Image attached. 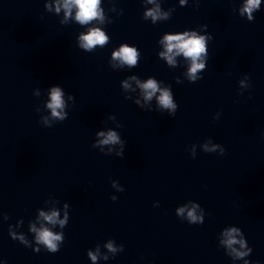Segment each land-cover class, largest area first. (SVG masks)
<instances>
[{"label":"water","instance_id":"95a60500","mask_svg":"<svg viewBox=\"0 0 264 264\" xmlns=\"http://www.w3.org/2000/svg\"><path fill=\"white\" fill-rule=\"evenodd\" d=\"M245 3L100 0L81 25L64 0H0V264H264V0L251 19ZM93 28L108 39L88 51ZM184 32L204 37L195 80L190 58L161 56ZM122 46L135 66L113 59ZM55 84L64 120L47 107ZM109 131L119 139L101 143ZM233 227L243 258L223 242Z\"/></svg>","mask_w":264,"mask_h":264},{"label":"clouds","instance_id":"9594fccd","mask_svg":"<svg viewBox=\"0 0 264 264\" xmlns=\"http://www.w3.org/2000/svg\"><path fill=\"white\" fill-rule=\"evenodd\" d=\"M151 2V0H149ZM183 3V0H182ZM99 4L100 0H64L63 7L67 10L66 16L71 14V9L75 6L77 9L75 19L76 21L81 25H86L90 21H93L97 17L101 16L100 10H99ZM260 5V0H246V3L244 5V8L241 10V14L244 12L248 13L249 19H251V13L254 9H258ZM59 6L57 7V11H59ZM159 15L158 7L157 9H149L145 16H151L153 20H155ZM108 37L104 34V32L99 28H93L90 29L87 33H84L80 36V46L88 51H91L94 49L96 45L103 46ZM162 43H165L166 52L161 53V56H166L168 59V62L170 64H174V56L178 54H183L184 57L190 58L192 61L191 67L189 69V75L191 76L192 80H195V73L199 69H203L205 65L199 61V58L202 53L206 52V46L204 43V37L199 36L197 37L195 33L193 32L192 36H188L187 32H184L183 34H168L164 36V39ZM175 50V51H174ZM171 54V55H169ZM113 59H118L121 61L122 64H127L129 66H135L137 63V52L133 47L130 46H122L119 51L113 53ZM127 87V83L125 84ZM142 89L146 92V98L150 99L152 94L157 91V83L155 80L149 79L147 82L140 85ZM151 90V91H148ZM63 95V88L59 84H55L51 86V93H50V100L47 104V107L51 109L52 116L58 117L61 120H64L66 118V114L62 115L58 109L63 108L64 102L62 99ZM159 102L164 107H171L175 108V105L173 104L171 95L164 91L162 92L161 96L159 97ZM100 135H103V133H100ZM119 137L114 131H109L107 136L101 143L108 144V143H115ZM219 145H212L209 147L208 145H205V151L211 152L215 151L216 147ZM221 152L225 154V150L221 148ZM113 200H116L115 197H112ZM196 207L193 206L192 208L187 210V218L189 220V223H196L198 220L203 223V218L200 216H197L196 214ZM187 206L180 207L177 210L178 215L184 216L185 210ZM42 216L45 217L47 221L50 223L55 224L57 222L58 212L53 211L51 214H45L41 213ZM61 226L65 224L64 220L60 221ZM33 230H36L33 228ZM37 231V240L43 244H45L48 248V250L52 253H55L58 251L55 241H58L61 239V237L57 234H54L52 231H50L48 228H42ZM240 229L238 228H231L224 232L225 240L223 241L229 248L232 249V251L235 253V256L238 258H243L247 253L244 251H240L238 249L233 248L234 244L239 243L241 248L245 247V243L243 239L237 240L236 235L234 233H238ZM107 247L109 250L115 252L116 249L113 247V244L111 242L108 243ZM250 252L251 249H248ZM88 255L91 257L92 261L97 260V255L93 252L89 251ZM247 264V262H246Z\"/></svg>","mask_w":264,"mask_h":264}]
</instances>
